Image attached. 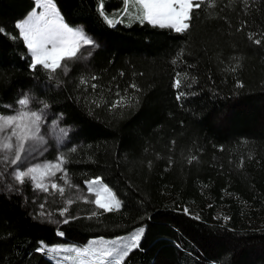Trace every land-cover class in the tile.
<instances>
[{
	"label": "trees",
	"instance_id": "1",
	"mask_svg": "<svg viewBox=\"0 0 264 264\" xmlns=\"http://www.w3.org/2000/svg\"><path fill=\"white\" fill-rule=\"evenodd\" d=\"M55 3L70 26L83 25L99 46L86 63L70 64L67 76L58 71L57 86L43 69L29 68L15 27L34 0H0V113L10 114L4 106L15 105L21 91L46 101L47 122L62 113L59 128L68 129L48 158L63 152L83 194L84 180L101 176L124 205L103 213L79 201L69 213L78 219L58 223L64 219L58 195L34 192L29 182L16 185L19 191L0 184V264H55L36 251L40 241L83 244L139 227H145L141 246L124 264H264V39L256 45L248 38L264 32V0L205 4L183 34L129 17L109 27L98 0ZM104 10L121 12L122 0H104ZM237 63L235 72L225 70ZM177 72L187 73L179 90ZM92 75L95 90L79 85ZM131 83L141 90L139 104L110 111L116 93ZM178 91L186 93L179 101ZM98 98L105 103L95 107L90 102ZM46 196L51 221L37 215ZM94 210L102 214L89 219Z\"/></svg>",
	"mask_w": 264,
	"mask_h": 264
},
{
	"label": "snow or ice",
	"instance_id": "2",
	"mask_svg": "<svg viewBox=\"0 0 264 264\" xmlns=\"http://www.w3.org/2000/svg\"><path fill=\"white\" fill-rule=\"evenodd\" d=\"M244 2L247 4V0ZM122 3L123 10L109 16L104 10V0H98V15L109 27H115L117 23L124 22L123 17H129L141 24L147 23L177 34L186 33L190 29L195 10L201 9L205 4L209 9H215L217 6V0H122ZM15 27L30 53L29 68L32 71H36L38 68L43 69L48 74V80L55 82L57 86L63 83L57 79L58 71L67 76L72 70L70 64L86 63L95 48L99 46L95 37L85 32L83 25L73 27L65 21L55 0H35V6L24 19L15 24ZM243 27L244 25H241V28ZM3 32L4 29L0 27V33ZM259 35L261 38H255L256 34L249 32L248 38L256 45H260L264 39V32ZM183 54V48H181L172 63L176 64L178 58ZM238 67L237 63L225 70L235 72ZM96 79L95 75L88 78L81 76L79 85H89L90 81ZM185 79H187V73L177 72L173 87L181 89ZM236 83L237 87H243L242 82L237 81ZM90 87L95 90L98 85L91 83ZM128 88L135 91L128 94ZM128 88L124 89L123 95L119 91L116 93L118 98L108 105L110 111L139 104L140 97L136 93L141 90L138 85L131 83ZM185 95V92L178 91L177 101ZM33 103L38 106L30 107ZM90 103L95 107H100L105 102L102 98H98ZM4 107L10 114L0 113V184L5 183L6 175L10 176L14 183L6 184L8 191H19L20 189L15 187L16 185L23 186L29 182L34 192L46 193L48 196L58 195L63 200V206L58 207L56 211L60 217H64L58 223L64 224H67L70 219H78L69 213L71 206L79 201L91 203L103 213L119 211L123 207L124 202L112 188L103 182L101 176L84 180L87 193L94 195V199H90L88 194H80L75 198L65 196V193L70 189H75L77 193L81 192L80 186L72 183L65 167L68 163L67 156L63 152H58L54 160L39 159L47 151L48 143V136L42 131L47 123V109L50 107L46 101L37 100L30 92L21 91L15 105ZM62 118L63 114L61 113L56 120L51 122V127L59 130L61 138H66L68 129L59 128V121ZM48 135H51V130ZM76 150L74 146L69 151L75 152ZM221 150H223L222 146ZM195 159L196 157L192 156L188 162L191 163ZM240 166H243V160H241ZM58 173L60 175L57 178ZM47 202L46 196L45 202L39 204L40 211L37 215L51 221L53 213L45 211ZM184 212L187 213L188 209L185 208ZM100 214L102 213L93 211L88 218L91 219ZM196 218L199 219L198 216ZM224 219L227 220L229 217H224ZM57 234L64 236V233L60 231ZM144 234L145 227H139L127 238L116 237L113 240L105 241L103 237H99L98 241L104 245L100 248L94 247L97 240H90L84 246H49L44 241H40V246L36 251L55 256L58 259V264H124L129 254L134 249L140 248ZM63 253H69V255H62Z\"/></svg>",
	"mask_w": 264,
	"mask_h": 264
},
{
	"label": "rangeland",
	"instance_id": "3",
	"mask_svg": "<svg viewBox=\"0 0 264 264\" xmlns=\"http://www.w3.org/2000/svg\"><path fill=\"white\" fill-rule=\"evenodd\" d=\"M34 6H35V0H34ZM37 11H40V9H37ZM26 17V16H25ZM24 17V18H25ZM51 130V135H48L49 131ZM42 131L45 132V134L48 136V143H47V151L44 152V155L42 157H40L39 159L40 160H43V159H47V160H54L55 157L57 156V154H54L53 157H51V159L48 158V156L50 155L48 153V151L52 148H54V139H58L59 138V130L58 129H52L51 127V122H47L44 126V128L42 129ZM11 170V169H10ZM59 173L57 174V178L59 177ZM7 176V175H6ZM5 176V182L7 181V178ZM8 177V176H7ZM59 182V181H58ZM6 183L4 184H1L2 187L6 188ZM86 186V185H85ZM80 194H83V192H80V193H77L75 189H70L68 190L66 193H65V196L68 197V196H72L73 198H75V196L77 195H80ZM84 194H88L87 193V187H86V190L84 191ZM90 199H94V195L92 194H88ZM60 202L63 206V200L60 198ZM82 202V201H80ZM84 205H90L91 203H84L82 202ZM95 206V205H94ZM96 211V210H94ZM129 235L127 234H124V235H119V236H115V237H112V238H104L105 241H110V240H113L115 239L116 237H125L127 238ZM98 238L99 237H94V238H90L88 239L85 243L83 244H52V245H49V246H55V245H62V246H69V245H76V246H84L86 244H88V241L90 240H97L98 241ZM104 245H102L99 241L97 242L96 245H94V247L96 248H100V247H103ZM62 255H69V253H63ZM47 256L55 263V264H58V259L55 257V256H50L48 253H47Z\"/></svg>",
	"mask_w": 264,
	"mask_h": 264
},
{
	"label": "crops",
	"instance_id": "4",
	"mask_svg": "<svg viewBox=\"0 0 264 264\" xmlns=\"http://www.w3.org/2000/svg\"><path fill=\"white\" fill-rule=\"evenodd\" d=\"M22 19H24V18H22ZM22 19H21V20H22ZM19 21H20V20H19ZM17 22H18V21H17ZM17 22H16V23H17Z\"/></svg>",
	"mask_w": 264,
	"mask_h": 264
}]
</instances>
